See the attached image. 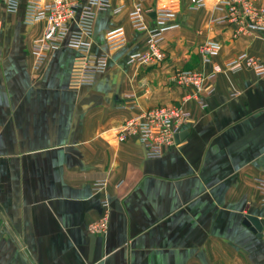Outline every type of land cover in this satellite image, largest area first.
<instances>
[{
  "label": "crops",
  "instance_id": "obj_1",
  "mask_svg": "<svg viewBox=\"0 0 264 264\" xmlns=\"http://www.w3.org/2000/svg\"><path fill=\"white\" fill-rule=\"evenodd\" d=\"M191 2H145L173 9L179 24L161 45L166 59L146 66L129 61L146 40L129 19L133 3L113 0L98 13L91 49L108 51L109 67L79 89L70 85L79 52L64 43L35 70L45 23L25 25L27 0L14 14L0 0V264H264V241L244 222L264 226V76L221 72L205 84L215 91L204 108L184 104L190 89L172 81L211 71L198 53L208 41L222 46L216 65L243 54L264 64V32L238 33L217 22L223 13L212 4ZM118 28L126 43L109 51L107 34ZM171 105L192 119L162 157L148 158L134 135L119 141L127 120ZM104 215L105 232L92 234Z\"/></svg>",
  "mask_w": 264,
  "mask_h": 264
},
{
  "label": "built area",
  "instance_id": "obj_2",
  "mask_svg": "<svg viewBox=\"0 0 264 264\" xmlns=\"http://www.w3.org/2000/svg\"><path fill=\"white\" fill-rule=\"evenodd\" d=\"M133 3L129 19L133 27L146 35L144 48L129 58L131 63L138 62L146 66L157 65L166 59L161 51V45L168 31L179 28L175 23L177 13L167 7H151L146 9L147 0H123ZM5 10L14 14L19 10L20 0H4ZM113 0H27L24 13V23L27 26L45 23L44 34L34 40L32 51L35 57V70H39L47 59L50 50L59 48L62 44L79 52L71 70L70 85L75 88L94 86L98 76L105 73L109 67L110 53L98 56L91 54L95 24L99 12L112 8ZM259 0H192V8H206L212 4L214 10L223 13L217 20L220 23L234 25L238 33L264 32V8L258 5ZM120 6L115 12H121ZM154 14L153 26L147 24V16ZM108 50L117 49L126 43L125 33L121 28L111 30L107 34ZM222 46L214 41H208L199 47L198 53L203 64L209 65L211 71L206 73L199 70L179 71L172 81L182 87L190 89L184 98V104L196 101L205 107V97L211 95L215 89L206 87L207 81L216 78L223 71L239 72L243 68H250L258 77L264 76V64L256 58L246 54L240 55L224 66L213 63L220 54ZM135 109L133 106L130 107ZM191 114L184 106H159L141 111L126 121L120 132L119 141L124 142L131 135L145 149L148 158L156 159L163 156L167 146L175 145L176 136L191 122ZM261 191L260 205L264 211V180H259ZM106 182H97L95 191H102ZM107 205V201L103 202ZM106 215L93 223L89 230L92 234H103L106 228ZM264 241V226L260 232Z\"/></svg>",
  "mask_w": 264,
  "mask_h": 264
},
{
  "label": "water",
  "instance_id": "obj_3",
  "mask_svg": "<svg viewBox=\"0 0 264 264\" xmlns=\"http://www.w3.org/2000/svg\"><path fill=\"white\" fill-rule=\"evenodd\" d=\"M184 136H185L184 133L178 134L176 136V139H178L179 137L183 138ZM244 222L246 224H249V225L251 224L253 227L252 230L258 234V237H261L260 232H261L263 226H262V223H261L259 218L253 217V216H246L244 218Z\"/></svg>",
  "mask_w": 264,
  "mask_h": 264
},
{
  "label": "rangeland",
  "instance_id": "obj_4",
  "mask_svg": "<svg viewBox=\"0 0 264 264\" xmlns=\"http://www.w3.org/2000/svg\"><path fill=\"white\" fill-rule=\"evenodd\" d=\"M247 55V54H246ZM248 68V67H247Z\"/></svg>",
  "mask_w": 264,
  "mask_h": 264
}]
</instances>
